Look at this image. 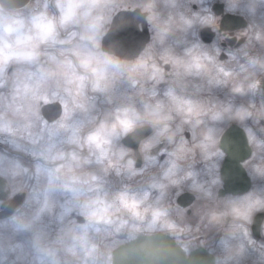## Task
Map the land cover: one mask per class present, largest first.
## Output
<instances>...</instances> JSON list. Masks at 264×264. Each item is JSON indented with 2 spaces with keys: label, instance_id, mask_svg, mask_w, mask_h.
Here are the masks:
<instances>
[{
  "label": "flooded vegetation",
  "instance_id": "1",
  "mask_svg": "<svg viewBox=\"0 0 264 264\" xmlns=\"http://www.w3.org/2000/svg\"><path fill=\"white\" fill-rule=\"evenodd\" d=\"M3 2L4 11L14 18L24 21L25 29L30 27L32 17L45 9V4L48 5L47 12L50 15L58 17L60 14L56 0H3ZM136 2L137 0H128L122 7L115 9L116 18L120 14L124 15L120 25L126 29L125 37L129 41L130 47L112 48L111 52L135 57L140 54L147 43L148 32L145 31L141 34L137 31V25L141 23L143 17L140 10L135 7ZM177 5L179 11L193 23L186 32L180 34L183 43L176 45V50L183 55L185 48L198 46L201 52L214 58V63L205 61L207 70H201L200 74H197V70L193 69L191 73L182 72L179 76L166 66L163 80L159 83L148 82L145 85L149 93L154 90L156 94L154 96L146 95L144 102L153 106L159 104L162 109L161 115L171 116V119L166 121L170 130L168 134L176 132L178 128L182 131L177 132L171 142L167 136L160 137L157 146L147 152L148 155L155 157L154 160H146L140 149L143 142L156 132V128L147 126L123 138L119 142L120 145L133 149L135 153L134 168L137 171L135 176H129L125 171H121L119 174L110 171L105 175L95 164L88 166V170L103 177L104 186L109 192L120 190L126 186L142 191L150 183L166 182L164 174L171 173L173 179L181 181L184 192L177 195L173 189L172 193L166 196L165 202L171 206V217L181 226L187 223L190 228L187 232H176L162 229L159 225L150 228L146 223L130 220L129 224L120 232H112L103 238L96 260L98 264H103L104 261L113 264L114 252L123 244L140 237L166 235L176 241L188 256L192 252L206 251L214 258V264H220V262L223 264H264V249L259 247L264 244V209L254 210L248 221L229 218V227L232 229V233L226 237L223 233L217 232L216 227L209 224L207 219L200 223L199 217L195 215L197 211L201 216L213 211L222 212L226 205L240 203L250 196L254 199L264 200V178L260 177L249 180L250 185L243 192L236 194L226 192L223 169L227 154L220 147L223 135L233 125L244 130L246 136L247 133H250L257 144L260 139H264V131L261 130L264 128V120L258 118L259 113L262 112L258 108L251 107L254 104L258 107L264 104V80L256 89L248 88L249 84L264 76L260 70V62H264V45L255 40L248 43L246 40L234 39L236 30L246 29L253 21L264 25V0H177ZM230 6L233 9L232 12L229 11ZM252 8L255 9L254 14L250 11ZM207 16L214 18L215 27L200 22ZM110 27L111 30L115 28L113 24ZM80 30L79 26L69 25L60 30L59 38H68L72 31L79 32ZM106 46L108 45L106 44ZM70 47L72 45H55L47 51L59 56L62 49ZM252 61H256V63H252ZM9 68V76L13 75L17 69L29 70L28 66L13 65ZM31 70H34V67ZM9 76L0 81V128L6 124L10 125L15 135L0 131V139L16 140L31 147L30 142L39 139L43 125L38 126L34 122V118H26L30 115V106L39 110L44 119L52 122L63 115V105L55 103V97L47 96L48 100L53 103L46 105L40 111V101L22 100L19 97L14 99V93L9 85ZM237 86H243L245 92L233 91ZM169 91L172 92V96L176 97V100L168 95ZM102 95L101 93H88L86 98H82L81 102L89 109L87 113H82L79 117L84 121V125L89 124L88 120L95 116L102 117L106 111L111 109L112 106L104 102ZM114 95L118 96L123 103H127L129 85L126 83L118 85ZM93 97H97L96 109L92 107L91 98ZM177 101L191 102L199 110V115L188 117L189 122L185 123L184 120L188 114L178 112ZM43 103L47 104L45 101ZM135 104L143 113L144 103L140 97L135 98ZM225 108L230 109L231 111L228 113L233 115L239 111L250 112L252 115L245 116L242 121L232 120L228 125L224 123L225 113L222 119H213L217 112L223 113ZM7 113L11 115H7ZM208 137H211V141L214 143ZM182 143L183 150L180 147ZM42 145L46 147L47 141H42ZM56 147L68 150L70 146L67 143H57ZM0 153L19 158L29 167L31 166L32 158L16 152L10 144L0 145ZM4 164L7 166L9 164L7 169H12L11 162L0 161V167ZM48 167H50L49 162ZM20 176L25 178L27 186L36 183L31 174H21ZM213 179L218 181L212 189L213 198L201 195L198 199L190 191L194 185L207 187ZM13 182L18 183V180L13 181L9 177H0V189H2L0 201L3 202L0 205V213L7 209L16 197L11 195ZM40 186L41 188L48 187L47 177L41 178ZM150 193L151 199L159 196L157 189H151ZM23 196L25 197L26 194ZM52 200V214L46 219L45 227L49 239L54 238L63 226L59 221L60 212L63 211L62 206L76 207L73 197L59 188H54ZM34 211V205L24 209V213L29 216L33 215ZM70 219L80 221L82 218L73 212ZM241 226L247 230V235L241 231ZM222 238L227 239V245L221 243ZM252 242H255V246Z\"/></svg>",
  "mask_w": 264,
  "mask_h": 264
},
{
  "label": "clouds",
  "instance_id": "2",
  "mask_svg": "<svg viewBox=\"0 0 264 264\" xmlns=\"http://www.w3.org/2000/svg\"><path fill=\"white\" fill-rule=\"evenodd\" d=\"M126 2L128 0H95L93 6L88 0H56L60 11L58 17L50 15L44 9L32 17L30 27L25 29L24 21L5 12L4 2L0 0V65L29 68L8 75L14 99L19 97L34 102L37 101L33 99L34 96H48L55 97V103L61 105L63 100L70 107H74L76 103H82V98H86L88 93H97L106 86L111 88L125 83L129 85L127 103L114 108L110 114L83 125L79 139L66 142L70 146L68 150L57 147L53 149V158L48 161L52 169V186L73 197L76 207L82 209V219H72L74 223H64L52 239L47 235L41 236L34 244L29 245L19 258L10 256L7 264H42V250L45 249L56 253L55 264H98L96 257L103 238L112 232H120L130 220L152 227L159 225L162 229L176 232L189 231L190 225L185 223L181 226L171 217V206L165 202L166 196L171 194L173 189L177 195L184 192L181 181L173 179L171 173L164 174L166 182L150 183L142 191L126 186L109 192L104 186L103 177L88 170V166L95 164L105 175L110 171L128 173L130 162L132 165L135 163V153L133 149L125 148L119 142L147 126L162 131L167 125L166 121L171 119L169 115L163 116L159 127L151 122V109L145 107L149 103L144 102V97L151 93L145 85L148 82H157L153 79L156 74L162 77L160 81L163 80L166 66L179 76L182 72L187 73L184 65L194 62L195 58L199 57L202 64L208 61L205 56L207 53L201 52L199 47L191 55L189 52L193 48H185L183 55L176 50L175 46L183 43L180 34L186 32L193 23H187L189 20L179 11L177 0H137L135 7L143 17L137 25V31L141 34L147 31L149 34V39L139 55L128 57L109 52V55L121 62L120 67L96 55V50L91 48L88 39V26L95 21L103 26L104 32L110 31V26L116 19L114 13L117 7L114 5L122 7ZM61 4L63 11L59 7ZM250 11L254 14L255 9ZM65 19L67 24L63 22ZM53 23L57 38L55 44L51 39ZM69 25L79 26L81 30L72 31L68 38H59L60 30ZM234 39L246 40L248 43L255 40L264 45V25L253 21L246 29L236 30ZM55 45L72 47L62 49L57 56L47 51ZM138 61L142 63L135 71L123 66H131ZM33 67L34 70H31ZM41 71L44 73L43 78ZM262 80L264 76L257 80L258 85ZM132 81L138 83L133 86ZM136 97H140L144 103L143 113L135 104ZM38 101L41 102L42 111L48 104H44L42 99ZM251 107L258 108L262 112L260 120H264V104L259 107L254 104ZM261 130L264 131V128ZM0 131L7 132V129L0 128ZM156 146L157 144L153 148ZM247 147L251 149V155L239 160L240 167L244 169L249 180L264 178L261 174L264 173V139H260L257 144L250 139V133H247ZM140 151L147 155L143 147ZM217 183L218 181L213 179L207 187L194 185L190 191L198 199L201 195L213 198L212 189ZM151 189L159 191V196L155 199L150 198ZM195 215L199 217L200 223L207 219L208 223L215 226L217 232L223 233L225 237L232 233L229 218L239 219L232 214L231 205H226L222 212L213 211L201 216L197 211ZM31 218L32 215L23 216L25 223ZM5 220L6 218H0V247L6 248L9 238L17 229ZM83 224L89 227H80ZM170 225L175 227L171 228ZM221 243L227 245L228 241L222 238ZM0 264L5 262L0 261ZM43 264H53L52 258L43 259ZM103 264L108 262L104 261Z\"/></svg>",
  "mask_w": 264,
  "mask_h": 264
},
{
  "label": "snow or ice",
  "instance_id": "3",
  "mask_svg": "<svg viewBox=\"0 0 264 264\" xmlns=\"http://www.w3.org/2000/svg\"><path fill=\"white\" fill-rule=\"evenodd\" d=\"M90 4L94 6L95 0H88ZM61 8V11H63V5H59ZM114 7H120L119 5H114ZM44 8L47 10L48 5L45 4ZM229 11L232 12L233 9L230 6ZM65 24L68 23V21L65 19L63 21ZM204 25H209L212 27H215V20L211 16L204 17L201 21ZM189 25H191L192 21H187ZM125 31L123 25L115 27L113 30L104 32L103 26L95 21H93L88 26V39L91 42V48H94L96 50L95 54L102 57L106 62L108 63H114L118 67L122 66L121 62L119 60H116L113 56L109 55L108 53L111 52L112 48H120L125 49L130 47L129 41L125 37ZM52 43L55 44L57 42L56 34H55V24L52 25V35H51ZM257 39H259V36H257ZM106 44L108 46H106ZM198 46H194L193 49L190 50L189 54L191 55L192 52L196 50ZM103 49V50H101ZM206 56V59L209 63H214V58L210 56ZM142 61H138L134 65H123L124 67H130L131 71H135L137 67L140 66ZM252 63H256V61H252ZM185 71L187 73H191L193 69L197 70V74H200L201 70H205L207 68V65L202 64L200 62V58H195L194 62L188 63L184 65ZM260 70L261 73L264 74V62H260ZM21 71L17 69L15 72ZM223 71V69H221ZM10 68L5 65H0V81H3V79L9 75ZM226 75H228L226 73ZM44 73L41 71V78H43ZM153 79L159 83L160 77L158 74L153 76ZM138 83V81H132L133 86H135ZM258 86L257 81L252 82L248 85L249 89H256ZM99 89V86H96ZM116 87L113 86L111 88L105 87L103 89H99L97 93L103 94L104 102L111 107L109 111H106L104 115L110 114L111 111L114 108H118L120 105L123 104L122 101H120L119 97L114 95ZM233 91L237 93H244L245 88L243 86H237L233 89ZM155 91L153 90L151 92V95H155ZM169 96H172V92L169 91ZM173 100H176V97L172 96ZM34 100H40L42 99L47 104L53 103L52 101L48 100L47 96H34ZM92 99V107L93 109L97 108V97H93ZM63 105V115L59 116L58 119L53 120L52 122H49V120L44 119V117L41 116L39 110H37L35 107L29 108V117H26L28 119L34 118V122L37 123V125H43L41 129V134L39 139L32 140L30 142L31 147L24 145L22 143L17 142L16 140H6V139H0V145H11V147L19 153H23L24 155L32 158L31 166L29 167L28 164H26L23 160L19 158H13L11 156L6 155L5 153H0V161H6L11 162L12 169L9 170L4 167H0V177H9L13 181L16 180V178L20 177L21 174L27 175L31 174L34 178L36 183L27 186L25 184L15 183L13 182L11 184V195L17 196L19 195H25V198L23 199V203L20 207L15 208L7 217L5 222L10 223L14 226H16L17 231L12 234V236L9 238L8 246L0 247V261L5 262L7 264V261L9 260L10 256H16L19 258V256L25 251V249L31 245L34 244L41 236L47 235L45 231L46 227V219L52 214L53 210V200H52V194L54 191V187L51 184V177H52V169L48 167V161L53 158L54 152L53 149L56 148L57 143H66L69 140H76L79 139V133L82 130V126L84 125V121L81 120L80 114L87 113L89 109L85 106L84 103H76L74 107H70L69 104L66 101L61 100L60 102ZM146 108L151 109V117H152V123L158 125L160 123L161 118L163 117L161 115L162 109L159 104L153 106V105H145ZM177 110L181 114L187 113L188 116L185 117L184 122L188 123L189 119L188 117L192 115H199V110L194 107L191 102H179L177 101ZM231 110L228 108L224 109L223 113L217 112L213 119H222L224 113H228ZM252 113L246 112V111H239L236 112L234 116H232V119H239L243 120L245 116H251ZM98 116H95L94 118L88 120V122H92L95 119H98ZM171 118V117H169ZM7 129V132L12 133V128L10 125H5L4 127ZM182 131V129H177L176 132H171L167 139L169 142L173 141L174 137L177 135V132ZM169 127L167 125L164 126L162 131H156L152 136H150L147 140H145L142 144L143 150L147 153L149 149H152L155 144H158L160 142V137L164 136L165 133H169ZM31 135V133H29ZM194 135V133H193ZM208 139L211 141V137H208ZM250 139L254 141V137L250 134ZM42 141H47V146L44 147L42 145ZM214 143V141H211ZM186 143V142H184ZM181 150H183V143L181 144ZM207 147L206 145L204 146ZM146 160H154L155 157L151 155L145 156ZM121 173V172H119ZM118 173V174H119ZM129 176H135L137 175V171L134 168V165H132V162H130V168L128 171ZM264 175V173H261ZM42 177H47L48 181V187L41 188L40 186V180ZM2 201H0V205H2ZM35 206V211L32 215V218L30 221L25 223L23 220V216L25 215L24 209H27L29 207ZM231 211L232 214L236 217H238L241 220L248 221L250 220V217L254 210L257 209H264V200L261 199H254L251 196L245 198L244 201L240 203H231ZM63 211L60 212L59 221L63 225L66 221L68 223H74L70 217L72 216L73 212H76L78 216L81 215L82 209H79L78 207H64L62 206ZM80 227L87 229L89 225L83 224L80 225ZM151 228L152 226L149 225ZM171 228H174L175 225H170ZM241 231L244 232L245 235H247V230L243 229V226H241ZM255 246V242H252ZM261 249H264V244L259 245ZM243 251V249H241ZM43 252V258H42V264L43 259L47 257H51L53 260V264L56 262V253L51 249H45L42 250Z\"/></svg>",
  "mask_w": 264,
  "mask_h": 264
},
{
  "label": "water",
  "instance_id": "4",
  "mask_svg": "<svg viewBox=\"0 0 264 264\" xmlns=\"http://www.w3.org/2000/svg\"><path fill=\"white\" fill-rule=\"evenodd\" d=\"M123 14L115 19L113 26L122 23ZM264 90V83H263ZM221 148L226 152L223 176L226 191L239 193L247 190L249 178L240 167L239 160L251 155L247 147L245 132L234 125L224 134ZM24 196H17L11 205L0 214V218L7 217L19 204ZM114 264H214L213 258L205 251L194 252L188 258L183 249L172 239L166 236H152L140 238L121 246L115 251Z\"/></svg>",
  "mask_w": 264,
  "mask_h": 264
},
{
  "label": "rangeland",
  "instance_id": "5",
  "mask_svg": "<svg viewBox=\"0 0 264 264\" xmlns=\"http://www.w3.org/2000/svg\"><path fill=\"white\" fill-rule=\"evenodd\" d=\"M225 119H224V123L226 124V125H228V123L229 122H231L233 119L231 118L232 116H234L232 113H225ZM261 115H262V113H259V115H258V118L260 119V117H261ZM236 120V119H235ZM240 121H242V120H240ZM1 167H4V168H8L9 167V164H8V166L7 165H1ZM22 176H20V177H18V178H16V180H18V183H20V184H25V178H21Z\"/></svg>",
  "mask_w": 264,
  "mask_h": 264
}]
</instances>
